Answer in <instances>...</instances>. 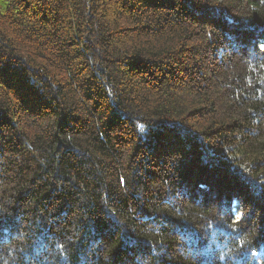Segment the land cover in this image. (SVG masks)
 Segmentation results:
<instances>
[{
    "label": "trees",
    "instance_id": "1",
    "mask_svg": "<svg viewBox=\"0 0 264 264\" xmlns=\"http://www.w3.org/2000/svg\"><path fill=\"white\" fill-rule=\"evenodd\" d=\"M0 264H264V0H0Z\"/></svg>",
    "mask_w": 264,
    "mask_h": 264
},
{
    "label": "rangeland",
    "instance_id": "2",
    "mask_svg": "<svg viewBox=\"0 0 264 264\" xmlns=\"http://www.w3.org/2000/svg\"><path fill=\"white\" fill-rule=\"evenodd\" d=\"M235 211H236V214H237V218H240V208H239V204L236 205Z\"/></svg>",
    "mask_w": 264,
    "mask_h": 264
}]
</instances>
